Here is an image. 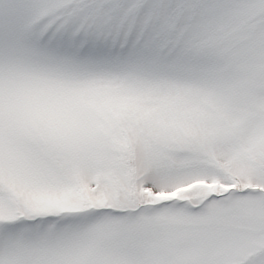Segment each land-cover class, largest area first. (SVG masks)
Here are the masks:
<instances>
[{
    "label": "snow or ice",
    "instance_id": "snow-or-ice-1",
    "mask_svg": "<svg viewBox=\"0 0 264 264\" xmlns=\"http://www.w3.org/2000/svg\"><path fill=\"white\" fill-rule=\"evenodd\" d=\"M0 264H264V0H0Z\"/></svg>",
    "mask_w": 264,
    "mask_h": 264
}]
</instances>
